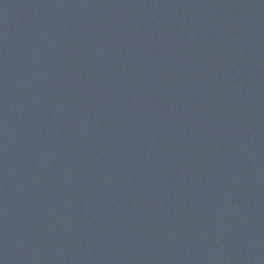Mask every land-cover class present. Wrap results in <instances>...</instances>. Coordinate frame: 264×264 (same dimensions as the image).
I'll return each instance as SVG.
<instances>
[{
	"label": "water",
	"instance_id": "obj_1",
	"mask_svg": "<svg viewBox=\"0 0 264 264\" xmlns=\"http://www.w3.org/2000/svg\"><path fill=\"white\" fill-rule=\"evenodd\" d=\"M0 264H264V0H0Z\"/></svg>",
	"mask_w": 264,
	"mask_h": 264
}]
</instances>
